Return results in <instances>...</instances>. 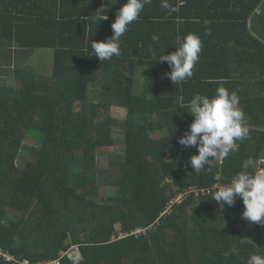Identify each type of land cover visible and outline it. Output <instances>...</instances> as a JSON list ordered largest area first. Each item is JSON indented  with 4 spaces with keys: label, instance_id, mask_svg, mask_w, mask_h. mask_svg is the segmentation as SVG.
Instances as JSON below:
<instances>
[{
    "label": "trees",
    "instance_id": "16d2710c",
    "mask_svg": "<svg viewBox=\"0 0 264 264\" xmlns=\"http://www.w3.org/2000/svg\"><path fill=\"white\" fill-rule=\"evenodd\" d=\"M236 1L235 12L225 11L232 20L214 26L217 36L192 9L214 0H168L167 9L152 0L121 37L120 55L99 61L90 40L112 35L126 0H0V49L7 42L54 51L51 73L16 56L17 82L0 83L2 248L18 260L57 264H249L251 254L264 255V226L242 219V200L220 209L210 194L264 158V39L246 21L262 0ZM256 29L264 35V26ZM190 32L202 41L199 59L190 79L173 84L167 62L157 61ZM91 85L99 87L96 101ZM220 86L239 96L249 134L196 173V148L178 143L193 120L187 104ZM111 106L123 107L125 118L112 117ZM27 138L31 157L17 165ZM116 139L115 192L102 197L97 159ZM73 244L77 263L62 255Z\"/></svg>",
    "mask_w": 264,
    "mask_h": 264
},
{
    "label": "clouds",
    "instance_id": "9594fccd",
    "mask_svg": "<svg viewBox=\"0 0 264 264\" xmlns=\"http://www.w3.org/2000/svg\"><path fill=\"white\" fill-rule=\"evenodd\" d=\"M151 2L152 0H126L115 14V20L111 24L112 35L103 41L90 40V55H94L99 61L119 56L121 37L133 21L140 19L141 11ZM161 7L169 8L168 0H162ZM105 19L106 15L101 20ZM152 39L158 41L159 37L153 35ZM175 49L167 55L162 54L157 61L167 62L171 70L165 75L173 84L192 77L202 49V41L198 35L190 32L179 38ZM187 109L193 120L184 135L178 138V143L185 150L196 148L197 154L189 158V164L196 173H200L214 159L227 158L229 152L236 149V141H243L248 137L246 116L239 106V96L235 91L229 92L220 86L211 97L194 94ZM210 194L220 209L231 207L235 198L239 197L244 206L242 219L264 226V168L254 173L238 172L229 183L216 184ZM240 242L252 244L249 238H241ZM249 264H264V255L251 254Z\"/></svg>",
    "mask_w": 264,
    "mask_h": 264
},
{
    "label": "rangeland",
    "instance_id": "374dc122",
    "mask_svg": "<svg viewBox=\"0 0 264 264\" xmlns=\"http://www.w3.org/2000/svg\"><path fill=\"white\" fill-rule=\"evenodd\" d=\"M53 49L51 48H40V49H22L18 48L16 44L4 43V47L0 49V83L15 85L17 77L14 74V69L17 66L14 60L16 56L19 58L27 56V62L24 65H28L35 72L51 73L52 61H53ZM140 78L138 79L139 84L143 82V71H138ZM143 75V76H142ZM99 87L91 85L88 90V97L92 101L98 99ZM110 114L116 119H124L126 116V110L120 106H111ZM152 135H156V132ZM33 144L30 138H27L23 142V147L19 150L16 159L17 165H23L31 157L29 149ZM121 139H116L114 147L106 149L103 155L98 156L97 163L99 166L98 170V182H99V194L102 197H107L114 194L115 187L110 184L111 178L116 176L117 169L115 165H110L109 162L112 160L120 159L121 152ZM264 153L262 154V157ZM258 169L264 168V158H261L258 164ZM113 179V178H112ZM177 199L179 196L176 197ZM175 199V198H174ZM119 228L118 225H116Z\"/></svg>",
    "mask_w": 264,
    "mask_h": 264
},
{
    "label": "crops",
    "instance_id": "0c3cea01",
    "mask_svg": "<svg viewBox=\"0 0 264 264\" xmlns=\"http://www.w3.org/2000/svg\"><path fill=\"white\" fill-rule=\"evenodd\" d=\"M238 5L239 4L236 0H214V2L210 3V5H208L205 9L200 7L201 5L197 4H192V9L199 10L202 14V20L209 22V24H207L209 25L208 27H213V30H215L214 26L218 27L222 23L226 22L225 19H227L228 22L232 20L230 17H225V11L229 10L228 12H235ZM235 19L236 18H233V21H235ZM246 21L248 28L253 29L255 33L264 39L261 29L258 31L256 29L260 27V25L261 27L264 26V0H262L255 11L247 17ZM212 33L218 36L217 29L212 31Z\"/></svg>",
    "mask_w": 264,
    "mask_h": 264
},
{
    "label": "built area",
    "instance_id": "2783aa9c",
    "mask_svg": "<svg viewBox=\"0 0 264 264\" xmlns=\"http://www.w3.org/2000/svg\"><path fill=\"white\" fill-rule=\"evenodd\" d=\"M178 196H179V198L181 197V195H178ZM179 198L178 199L175 198L174 201H178ZM120 235H122V234H120ZM62 255H65L66 257H68V259H70L73 263H77L82 258L78 244H73L70 247H68L67 249L63 250L62 251ZM0 259H2L7 264H9V263H18V264H57L58 263V259H55V260H52V261L46 262V263H33V262H30L26 258L18 260L9 251H7L6 249L2 248L1 246H0Z\"/></svg>",
    "mask_w": 264,
    "mask_h": 264
},
{
    "label": "water",
    "instance_id": "95a60500",
    "mask_svg": "<svg viewBox=\"0 0 264 264\" xmlns=\"http://www.w3.org/2000/svg\"><path fill=\"white\" fill-rule=\"evenodd\" d=\"M66 243H67V240L64 241V244H66Z\"/></svg>",
    "mask_w": 264,
    "mask_h": 264
}]
</instances>
